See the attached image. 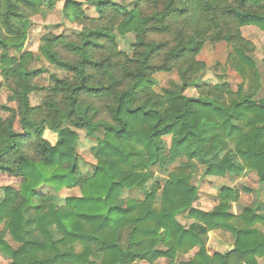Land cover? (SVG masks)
<instances>
[{
  "label": "trees",
  "instance_id": "1",
  "mask_svg": "<svg viewBox=\"0 0 264 264\" xmlns=\"http://www.w3.org/2000/svg\"><path fill=\"white\" fill-rule=\"evenodd\" d=\"M58 2L80 31L47 33L38 51L62 77L34 69L33 54L22 51L31 17L52 13ZM84 4L97 16L88 17ZM84 4L0 0V87L16 106L0 116V175L20 180L18 189L0 187V257L9 264H258L264 217L249 207L233 214L240 191L230 187L219 190L211 210L199 209L191 179L201 165L206 177L255 172L264 184V96L255 46L241 32H264V0H136L130 10L111 0ZM129 34L131 56L116 41ZM221 42L243 80L236 91L227 83L198 85L206 65L197 56L206 43ZM172 72L180 83L158 91L155 75ZM45 73L47 85L39 87ZM193 85L198 97H187ZM41 90L47 94L32 106L29 96ZM82 130L98 145L94 165L77 154ZM153 167L169 173L163 188L154 183L142 201L123 199L145 190ZM43 187L54 194L40 193ZM65 189L80 196L57 206ZM179 216L193 223L185 227ZM216 230L232 234L233 249L209 255L205 238ZM197 247L192 260L176 263Z\"/></svg>",
  "mask_w": 264,
  "mask_h": 264
},
{
  "label": "rangeland",
  "instance_id": "2",
  "mask_svg": "<svg viewBox=\"0 0 264 264\" xmlns=\"http://www.w3.org/2000/svg\"><path fill=\"white\" fill-rule=\"evenodd\" d=\"M84 4V0H73ZM114 3L122 5L126 10H130L134 7L136 0H111ZM63 2H58L52 13L46 15H35L31 17V28L28 31L27 40L24 43L23 52L32 53L34 56V63L32 67L34 69H46L49 73H56L59 77L64 75V72L50 66L39 54V42L40 39L47 33H53L56 35H71L80 31V27L74 23H71L63 18L62 15ZM83 11L88 17H96L97 14L93 6L84 4ZM243 37L254 44L255 50L252 54L253 59L256 62L257 71L260 76V83L262 85L259 97L264 96V32L253 26H247L241 29ZM135 37L133 34H129L125 37L116 36L118 49L128 56L132 54V44ZM11 55L15 54L14 50H10ZM231 53V48L224 42L211 44L206 43L197 56V60L205 63L206 70L198 78V85L202 86H214L217 84L227 83L232 91H236L237 87L243 83V80L237 75L228 64V56ZM48 74H43L40 78L36 79V83L39 87H46ZM155 79L158 83L157 90L160 87L167 86L169 82L180 83L179 76L176 72L172 73H160L155 75ZM1 71H0V82ZM248 84L244 85L247 88ZM47 93L44 90L32 93L29 96L30 104L32 106L40 104L41 100ZM187 97H198L197 86H190L184 93ZM9 91L5 87H0V116L6 118L8 113L4 108L15 109V104L9 100ZM15 129L19 131L18 125H15ZM78 140L76 143V151L79 159L87 164H96V156L98 152V145L94 139H92L87 131H77ZM170 139L164 138V145L168 148ZM152 180H150L145 186V190H132L123 193V199H133L136 201H142L145 198L146 192L151 188L154 183L160 185L161 188L168 181L169 173L161 170L158 167L151 168ZM205 171L204 166L197 165V172L193 174L191 184L197 188L198 199L194 206L201 210L209 211L217 204V194L222 187L236 188L240 191V199L237 203L231 205V212L235 215L241 214L244 208L249 207L254 210L255 213L264 217V184L260 183L259 178L255 172H246L240 179L231 180L229 178H217L203 176ZM20 185L19 179L9 178L7 176L0 175V187L12 186L18 189ZM244 189H250L251 192L246 193ZM43 194H54L50 189L43 187L38 190ZM80 192L78 189L62 190L57 194V206H63L65 199L68 197H79ZM161 196V190L157 192L158 200ZM2 192L0 191V199ZM181 223H185L180 217H178ZM187 225V223H185ZM258 229L264 232V224L258 225ZM2 226H0V230ZM217 232V231H215ZM218 233V232H217ZM221 239L226 244L225 247H229L233 244V236L229 231H219ZM212 240L215 241L213 239ZM9 244L16 248L17 246L6 238ZM225 251V250H224ZM98 261V259H94ZM0 264H9V261L0 257ZM139 264V263H134ZM261 264H264L262 259Z\"/></svg>",
  "mask_w": 264,
  "mask_h": 264
},
{
  "label": "crops",
  "instance_id": "3",
  "mask_svg": "<svg viewBox=\"0 0 264 264\" xmlns=\"http://www.w3.org/2000/svg\"><path fill=\"white\" fill-rule=\"evenodd\" d=\"M10 187H12V186H10ZM180 218L182 220H184V222L187 223V225H185V223L184 224L181 223L178 218H177V221L181 225H183L185 227H189L193 223L192 220H187V219H185L183 217H180ZM216 231L218 233L215 232V231L207 233L206 238H205V246L207 248V252H208L209 255H213L214 253H221V254H223L226 251H231L233 249V244H231L229 247H225L226 244L220 238L221 235L219 234V231H226V230H216ZM211 236H213V239L215 241L212 240V237ZM198 250H199V247L194 248L193 250H191L187 254H179V255H177V257H176V263H179V262L187 263V262H189L190 260L193 259V257L198 252ZM262 259L264 260V258L257 259L258 264H261ZM136 263H139V264H147L145 262H136ZM168 263H169V261L166 260V259H158L154 264H168Z\"/></svg>",
  "mask_w": 264,
  "mask_h": 264
}]
</instances>
